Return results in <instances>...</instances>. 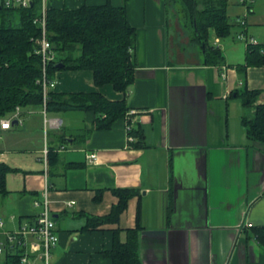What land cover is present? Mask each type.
<instances>
[{
  "label": "crops",
  "instance_id": "crops-1",
  "mask_svg": "<svg viewBox=\"0 0 264 264\" xmlns=\"http://www.w3.org/2000/svg\"><path fill=\"white\" fill-rule=\"evenodd\" d=\"M49 2L124 8L134 27L133 82L116 89L96 85L89 68L57 69L52 89L123 100L135 110L130 125L141 130V144H129L126 114L95 128L92 109L46 111L44 119L40 107H21L20 120L0 129V162L11 168L0 193L5 228L32 221L40 209L33 200L47 188L59 236L51 264H112L104 252L114 229L124 241L134 227L142 264H264L255 233L264 226V142L246 137L237 92L245 85L262 89L257 101L264 103V62L241 72L247 43L236 37L255 32L264 50V0H225L229 32L208 35L206 45L194 37L184 0ZM208 46L221 51L220 62L208 59ZM45 143L52 149L46 163ZM125 188L135 193L115 221L80 229L86 214L109 213L119 200L114 190Z\"/></svg>",
  "mask_w": 264,
  "mask_h": 264
},
{
  "label": "trees",
  "instance_id": "trees-1",
  "mask_svg": "<svg viewBox=\"0 0 264 264\" xmlns=\"http://www.w3.org/2000/svg\"><path fill=\"white\" fill-rule=\"evenodd\" d=\"M185 10L191 15L195 26L194 37L206 45L209 31L218 35L229 32L230 24L225 12V0H184ZM201 2L202 8L197 9ZM41 0H31L23 6L0 5V118L6 117L17 105L43 107L42 58L36 52L40 27L33 22L39 13ZM46 36L56 56L46 64V77L54 78L57 69L89 68L93 71L94 82L102 85L110 82L116 89H125L136 77L131 45L134 27L128 22L122 6L110 3L79 7L54 6L47 0ZM208 59L220 62L222 53L217 48L207 47ZM62 61L63 66L55 65ZM264 62V50L257 43L247 42L245 63H240L244 72L250 64ZM262 89L248 88L239 91L244 112L242 121L249 140L264 142V103L258 102ZM46 111L69 109H92L95 121L92 127H109L119 116L129 110L123 100H110L100 92H55L52 87L45 92ZM130 124V117H128ZM128 133L137 137L130 145H140L142 137L139 128ZM60 141L62 145L64 140ZM49 147V151H50ZM52 150V149H51ZM11 168L0 162V193H5V174ZM119 200L105 215L86 214V223L81 230L95 228L102 223L115 221L126 207L134 188L115 189ZM119 228L114 229L113 246L104 253L112 264H142L138 252L137 228H126V240L119 237ZM255 233L264 244V226L255 227ZM5 264H19L17 255H6Z\"/></svg>",
  "mask_w": 264,
  "mask_h": 264
},
{
  "label": "built area",
  "instance_id": "built-area-1",
  "mask_svg": "<svg viewBox=\"0 0 264 264\" xmlns=\"http://www.w3.org/2000/svg\"><path fill=\"white\" fill-rule=\"evenodd\" d=\"M239 1H252V0H239ZM31 0H0V5L11 6L13 4H21L23 6L28 5ZM46 6L47 0H41V7L39 13L33 18V22L40 27V36L36 38L38 47L36 52L41 54L42 58V87H43V107L42 113L46 116L45 108V92L47 88L53 86L55 79L48 80L46 77V64L49 60H53L56 56L55 51L51 47V42L46 36ZM241 23L244 20L241 19ZM237 38L243 39L247 42L257 43L251 36H248L246 32L239 31L236 35ZM21 106L17 105L15 109L6 117L0 118V129L10 128L13 124V120H20ZM135 110H128L126 112L127 118ZM53 120H50L52 123ZM54 124L58 123V120L53 121ZM128 130L131 129V125L128 124ZM136 136L128 133V141H135ZM64 145H60L63 148ZM49 146L44 144L41 150L42 160L46 163L48 158ZM89 161L96 159V153L91 152L88 155ZM33 205L39 207V211L34 215V219L25 224L19 226L16 230H8L5 228L3 216L0 213V254L17 255L19 264H51L50 256L51 249L54 247L58 240V232L56 228V221L51 213L49 206V198L47 196V188L43 190L42 199H34Z\"/></svg>",
  "mask_w": 264,
  "mask_h": 264
},
{
  "label": "rangeland",
  "instance_id": "rangeland-1",
  "mask_svg": "<svg viewBox=\"0 0 264 264\" xmlns=\"http://www.w3.org/2000/svg\"><path fill=\"white\" fill-rule=\"evenodd\" d=\"M253 32V31H252ZM253 34H254V36H252V35H250L252 38H253V40H255V41H258L259 42V39H261V38H259V36H258V34L257 33H255V32H253ZM216 35H215V33H214V31H212V30H210L209 31V39H213L214 37H215ZM259 39H258V38ZM246 43V42H245ZM240 44H243V41H241L240 42ZM42 116L44 117V119H45V115H44V113H42ZM47 122H48V120H47ZM48 124V123H47ZM51 125H53V126H55V124L53 123V121H52V123H50ZM6 263V255H4V254H0V264H5Z\"/></svg>",
  "mask_w": 264,
  "mask_h": 264
},
{
  "label": "water",
  "instance_id": "water-1",
  "mask_svg": "<svg viewBox=\"0 0 264 264\" xmlns=\"http://www.w3.org/2000/svg\"><path fill=\"white\" fill-rule=\"evenodd\" d=\"M55 65L58 66V67H62L63 66V62L62 61H57L55 63Z\"/></svg>",
  "mask_w": 264,
  "mask_h": 264
}]
</instances>
